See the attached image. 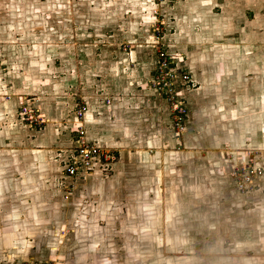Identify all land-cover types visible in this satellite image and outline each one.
Masks as SVG:
<instances>
[{"label":"rangeland","instance_id":"374dc122","mask_svg":"<svg viewBox=\"0 0 264 264\" xmlns=\"http://www.w3.org/2000/svg\"><path fill=\"white\" fill-rule=\"evenodd\" d=\"M23 43L48 48L52 59L74 57L79 45L86 47L82 54L87 58L100 54L87 47L107 50L112 45L126 53L139 46L149 49L151 66L145 92L159 98L166 109L167 141L173 142L168 149L182 161L177 165L175 186L173 165L163 173L165 178L149 175L143 179L151 192L147 199L151 207L160 194L167 206L165 212L162 205H158L161 210L152 208L146 217L151 220L142 224L141 211L133 206V182L107 180L125 170L119 165L120 150L102 147L110 155L108 165L96 172V166L90 171L79 170L74 177L64 173L62 151H49L43 162L50 175L47 180H54L50 184L37 180V163L27 168L26 161H18V147L7 148L5 140L11 136L0 135V174H4L0 180L6 182L0 190V264H255L238 258L245 256L240 242L225 243L226 237L220 240L216 235L214 229L220 221L216 220L219 214L214 216L210 209L214 200L209 202L208 194L198 202L189 196L193 193L197 198L196 191L191 192L189 172L197 173L206 187L207 170L193 169L192 160L215 153L227 164L226 175L232 185L245 179V173L249 183L258 170L264 173V0H0V71L15 62L12 58L17 60L18 71V56L27 60V67L36 65L37 60L44 65L46 55L34 58L28 47L18 52ZM164 62L161 75L159 67ZM170 73L175 77L170 86L176 87L178 97L172 92L163 96L162 82ZM25 98L17 112L23 125L39 115L33 112L36 105L30 97ZM23 108L27 110L22 112ZM79 119L76 128L82 125L85 131ZM48 122L46 118L44 125ZM21 162L25 169L18 165ZM91 171L94 173L87 175ZM92 175L90 185L85 184L86 177ZM98 177L107 180L106 190L99 195L95 189ZM40 183L43 191L35 187ZM19 187L28 192L20 195ZM88 187L97 194L84 197ZM258 187L255 192L250 186L248 193L238 194L262 202L264 209L260 191L264 187ZM87 203L105 219L80 227L77 222H85L86 215L80 208ZM193 205H201L199 214L191 210ZM159 215L162 218L158 219ZM125 220L129 223L123 226ZM81 230H97L86 236V244L95 250L94 258H73L78 250L73 241Z\"/></svg>","mask_w":264,"mask_h":264},{"label":"crops","instance_id":"0c3cea01","mask_svg":"<svg viewBox=\"0 0 264 264\" xmlns=\"http://www.w3.org/2000/svg\"><path fill=\"white\" fill-rule=\"evenodd\" d=\"M23 45V47H19V50L18 47H14V50L21 53L28 47L29 52L35 53L34 58L42 55H46L47 58L43 60L44 65L38 64L37 60L36 65L27 67V60L18 56V71L15 58H12L15 62L8 65L9 68L0 71V135L11 136L10 140H5V144L7 148L18 147L20 149L18 150V161L22 159L26 161L27 168L32 167L33 163H37L38 170H40L37 180L53 184L54 180L53 183L47 180L50 175L48 170H45L43 161L49 151H62L61 157L63 158L61 159L63 160L61 163L68 160L72 154L73 147L71 145L75 131L80 128V126L76 128L77 125H75L78 116L74 114V108L77 104L79 107L85 106L83 117L79 121L84 123L87 139L100 147H111L121 152L122 160L119 165H124L125 170L116 172L107 180L117 179L119 181L120 178H125L127 181L133 182V187H135L132 197L133 203L135 202L133 206L137 207L139 212L141 211V215L138 214V216L142 219V224L145 220L147 223L151 220L146 217H150L152 208L161 210L162 207L165 212L167 204L163 205V196L160 193V196L153 201L155 203L152 204L153 207H151L152 202H147L151 192L148 191V184L143 179L149 175L156 179L165 178L163 173L167 171L169 165H173L171 172L175 179V186L178 178L176 176L177 165L182 161V158L178 159V156L173 155V151L168 149V146L173 142L170 139L167 141V136L170 134L169 118L166 117L167 112L164 107L162 108L161 100L154 96L148 97L145 92L151 66L150 50L139 48V46L129 50L130 53H126L112 45H109L107 50L103 47H87V49L100 51L99 55L92 54L87 58L82 54V50L86 47L79 45L78 49L81 51L77 50L74 57L62 56V59H52V57L49 58L51 52L48 48L39 45L29 46L25 43ZM5 49L8 50V48ZM38 51L41 53L39 54ZM25 97H30L32 104L36 105L35 108L49 121L41 129L27 127V124L23 125L19 120L17 112L21 99L26 100ZM107 101L110 103L107 104ZM151 102L154 104L153 107ZM75 128L76 130H74ZM150 151H153V154ZM212 155L209 158L194 156L193 160L188 157V161L192 160L193 169L195 166L206 169L208 176L205 187L202 178H199L197 173L190 174L189 172L191 192L196 191L197 198L193 193L192 195L189 193V196H192V199H197L198 202L205 194H208L207 200L209 202H211L210 199L214 200L210 206L212 214L214 216L219 214L216 220L220 221V224H216V229L213 225L209 223L208 225L213 226L220 240L226 237L223 240L225 243L240 242V250L244 252L245 256L241 255L238 258H246L243 261L250 260L255 264H264L263 203L241 197L226 175L227 164L222 163L220 154ZM20 164L25 169L23 163H18L19 166ZM101 167V165H97L94 172ZM94 172L91 171L87 175ZM94 176H87L85 184L90 185V179ZM107 180L103 181L100 177L95 179L99 183L95 188L98 195L106 190ZM4 183L6 182L2 183L0 180V190ZM35 187L37 191L44 190L41 183ZM8 188V193H11V187L8 186ZM46 189L49 193L52 192V188ZM166 190H168L167 187ZM156 191H159V185ZM18 193L26 194L25 189L21 187H19ZM92 193L97 194L93 188L91 190V187H88L83 195L85 197ZM136 194L139 197H136ZM86 205L80 208L81 210L78 209L86 214L83 217L85 222H77L80 227L89 226L93 220L102 221L105 219V216L100 218L95 214L96 207H93L91 203ZM158 205L162 206L158 208ZM191 210L199 214L201 205L198 207L193 205ZM166 215L164 213L163 219L166 218ZM131 217L132 215L125 216L127 219L137 220L135 216ZM159 218H162V215H159ZM209 219L211 218L209 217ZM68 220H70V215ZM230 220L232 223H229ZM127 223H129L128 220H125L123 226ZM193 224L191 222V225ZM119 226H121L120 223ZM217 226H222V228ZM94 233H97V230L94 232L81 230L77 235L78 239L74 238L73 245L78 247V250L74 257L71 255L73 258H94L92 255L95 250L93 251L86 244L88 242L86 236H92ZM250 241H254V243L247 247L246 245H249L250 243H247ZM242 247L244 249H241ZM247 253L250 254L247 255ZM59 256L65 258L60 254Z\"/></svg>","mask_w":264,"mask_h":264},{"label":"built area","instance_id":"2783aa9c","mask_svg":"<svg viewBox=\"0 0 264 264\" xmlns=\"http://www.w3.org/2000/svg\"><path fill=\"white\" fill-rule=\"evenodd\" d=\"M161 57L163 58V55H161ZM165 65H166V62H164L163 65L160 64L159 74L161 75L163 74V68ZM174 78L175 77H173L171 73L166 75V80L162 82L163 86L161 90L163 91V96L167 95V92H172L173 97L174 95L178 97V94H177L178 91L176 90V87L173 88L174 85L170 86L171 84H175ZM153 81L154 79H152L151 82ZM160 85L161 84H158V86ZM173 97L171 98L173 99ZM107 104H109L108 101H107ZM85 109H86L85 106L78 107V110L76 112L78 118L83 117V113ZM22 110H23L22 112H25L27 109L24 110L23 108ZM36 111L39 112V115H37L36 117L31 116L27 120H26L25 113H23V117L21 115V117L26 120L25 122L27 125H30L33 127H40L44 125V123L46 122L45 116L41 114L40 111L37 110L36 108L33 109L34 113ZM81 127L83 126H80L79 128L80 134L77 132L78 130L75 131L74 139H73L74 147L72 149V154L66 161L67 163L65 162L64 164V173L68 177H74L78 173V171L79 170L82 171V169H85V171H90L93 167L97 165L106 166L108 165V160L111 159L110 155H107L106 152L103 151L102 147H100L98 144L91 142L87 139L86 133L84 129ZM254 169H257V168H254ZM253 172L254 173L259 172L258 174L254 176L255 180H257L256 183H254L255 180L252 183H249L250 178L245 173V176H246L245 179H242L237 184L235 183V185L233 184L239 194L248 193V190H250V186H253V188H255L254 192L256 191V189L259 188L258 187L259 185L264 187V173H261L259 170L258 172L256 171H253ZM245 180L248 182H246ZM260 191L264 193V190L260 189Z\"/></svg>","mask_w":264,"mask_h":264}]
</instances>
